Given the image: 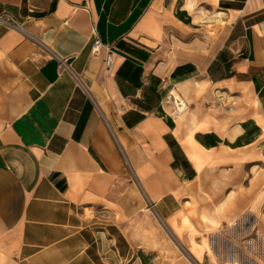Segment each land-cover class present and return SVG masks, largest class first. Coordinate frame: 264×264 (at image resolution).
Masks as SVG:
<instances>
[{
	"label": "crops",
	"instance_id": "0c3cea01",
	"mask_svg": "<svg viewBox=\"0 0 264 264\" xmlns=\"http://www.w3.org/2000/svg\"><path fill=\"white\" fill-rule=\"evenodd\" d=\"M186 2L0 0L29 36L0 28V264H191L171 244L159 256L147 207L169 218L200 173L160 106L167 90L197 107L211 89L233 96L226 142L257 128L229 148L264 166V0L196 1L227 25L203 69L216 37L201 52L171 49ZM207 134L222 139L193 136Z\"/></svg>",
	"mask_w": 264,
	"mask_h": 264
},
{
	"label": "rangeland",
	"instance_id": "374dc122",
	"mask_svg": "<svg viewBox=\"0 0 264 264\" xmlns=\"http://www.w3.org/2000/svg\"><path fill=\"white\" fill-rule=\"evenodd\" d=\"M192 1L195 11H188V24L182 22L172 39L171 49L178 53L185 45L195 53L201 52L217 36L208 23L217 18V12L211 8L203 10L201 3ZM219 19L221 21L222 17ZM223 27L227 29L224 22ZM174 94L183 99L187 109L180 120L170 118L185 129V133L208 120L211 126L203 127L205 130L201 132L212 130L223 139L221 141H232L233 96L211 89L205 94L208 99L203 97L197 107L187 103L183 92ZM243 150H230L224 144L214 150L215 154L196 180L186 186L187 196L178 202L177 211L169 218L158 216L159 207L147 202L162 235V248L157 250L159 256L163 255L164 244H171L190 256L191 264H264V166L253 161L256 160L255 150ZM167 209L171 210L172 206L167 204ZM146 224L148 246L155 238L150 223ZM147 256L152 260L151 254Z\"/></svg>",
	"mask_w": 264,
	"mask_h": 264
},
{
	"label": "bare ground",
	"instance_id": "6f19581e",
	"mask_svg": "<svg viewBox=\"0 0 264 264\" xmlns=\"http://www.w3.org/2000/svg\"><path fill=\"white\" fill-rule=\"evenodd\" d=\"M185 8L189 10L190 12H194V3L192 0H187L185 4ZM223 15L218 13L216 15L217 18L209 21L208 23L211 24L214 29L213 31L217 34L216 39L214 43L212 44L211 50L201 55L200 58L197 59L196 63L200 69H203L206 67L207 63L213 58L214 53L217 51V49L220 47L222 41L224 40L226 36V28L223 27V23L220 21V17ZM191 59V58H189ZM173 96L177 99V108H170V112L172 113L175 120H180L181 117L185 114V110L187 109L186 103L183 101L181 97H178L176 94L172 93ZM211 124L208 122V120H204L199 125L195 126L192 130H190L188 133L180 134L179 132H176L177 137L179 138L182 148L185 152V154L188 156L194 167L197 171H201L204 166L207 165L210 158L213 157V154H215L214 150H206L203 148L196 140L193 138V134L200 132L203 130V127H210ZM209 129V128H208ZM205 130V129H204ZM212 155V156H211Z\"/></svg>",
	"mask_w": 264,
	"mask_h": 264
},
{
	"label": "built area",
	"instance_id": "2783aa9c",
	"mask_svg": "<svg viewBox=\"0 0 264 264\" xmlns=\"http://www.w3.org/2000/svg\"><path fill=\"white\" fill-rule=\"evenodd\" d=\"M0 28L16 32L18 34H21L23 37L29 38L27 32L9 15L0 14ZM99 48H100V43L96 42L93 46V51L97 52L99 50ZM112 68H113V63L111 62V53L107 52L106 57H105V73L107 75H109L112 71ZM174 92L175 91L171 90V89L167 90L166 95H165L166 97H164L160 101L161 108H163V105H165L166 107L170 106L172 108H177V106H178L177 102L178 101L172 94ZM186 258L189 261H191L190 256H186Z\"/></svg>",
	"mask_w": 264,
	"mask_h": 264
},
{
	"label": "trees",
	"instance_id": "16d2710c",
	"mask_svg": "<svg viewBox=\"0 0 264 264\" xmlns=\"http://www.w3.org/2000/svg\"><path fill=\"white\" fill-rule=\"evenodd\" d=\"M186 14L177 12V18L182 21L185 24H188L189 18H187L185 16ZM186 17V18H185ZM162 113V112H161ZM163 115V113H162ZM258 129L257 128H253L251 131L246 132L244 136L240 137L237 139V141L233 144H229L226 141L225 142H221L215 135L213 134H207V135H203V136H196L195 139L197 140V142H199L204 148L206 149H210V148H214L217 147L219 144L223 143L225 146H228L230 148H236L241 146V141L245 140L247 137H254L257 135L258 133Z\"/></svg>",
	"mask_w": 264,
	"mask_h": 264
}]
</instances>
